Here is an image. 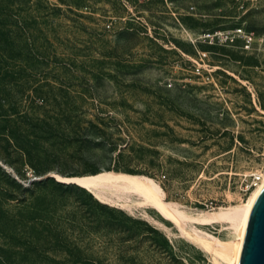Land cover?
Here are the masks:
<instances>
[{
    "label": "rangeland",
    "instance_id": "obj_1",
    "mask_svg": "<svg viewBox=\"0 0 264 264\" xmlns=\"http://www.w3.org/2000/svg\"><path fill=\"white\" fill-rule=\"evenodd\" d=\"M77 1L34 13L46 60L10 88L61 121L20 141L30 159L0 138V181L111 172L156 182L189 214L245 202L264 174V0ZM107 196L94 197L157 229L168 253L95 237L76 264H225L137 196ZM192 226L233 238L228 224Z\"/></svg>",
    "mask_w": 264,
    "mask_h": 264
},
{
    "label": "trees",
    "instance_id": "obj_2",
    "mask_svg": "<svg viewBox=\"0 0 264 264\" xmlns=\"http://www.w3.org/2000/svg\"><path fill=\"white\" fill-rule=\"evenodd\" d=\"M82 2L78 0L77 6ZM47 8V0H0V138L12 142L28 159L33 156L32 150L20 145V141L37 131L47 132L61 121L37 117L43 108L42 99L38 101L42 107L31 100L27 108L21 109L19 92L10 88L25 69L46 60L35 43L36 33L45 29L40 28L34 13ZM52 8L54 12L61 11ZM3 178L0 264L87 262L86 247L95 237H105L123 250L130 246L138 249L148 241L151 247L168 253L169 243L157 229L100 203L76 184L47 178L25 187L9 174L5 173ZM71 191L79 192L73 202L67 196Z\"/></svg>",
    "mask_w": 264,
    "mask_h": 264
},
{
    "label": "bare ground",
    "instance_id": "obj_3",
    "mask_svg": "<svg viewBox=\"0 0 264 264\" xmlns=\"http://www.w3.org/2000/svg\"><path fill=\"white\" fill-rule=\"evenodd\" d=\"M57 180L76 183L86 188L102 202H106L105 200L108 199L107 194L121 199L122 197L137 196L140 202L155 208L165 219L177 225L182 233L190 235L196 240L197 244L199 243L205 250L215 254L225 264H238L249 211L264 189L263 174L262 180L260 176L261 182L252 189L245 202L235 206L218 207L212 212H199V214L195 212V214H189L182 210L178 203L168 201L165 198L164 191L158 184L145 177H128L111 172H101L94 175L73 178L58 176ZM210 223L228 224L234 230L232 234L233 238L230 241H220L213 235L200 231L195 226H192L195 224ZM188 224H191L190 229H188ZM218 264L220 263L218 262Z\"/></svg>",
    "mask_w": 264,
    "mask_h": 264
},
{
    "label": "water",
    "instance_id": "obj_4",
    "mask_svg": "<svg viewBox=\"0 0 264 264\" xmlns=\"http://www.w3.org/2000/svg\"><path fill=\"white\" fill-rule=\"evenodd\" d=\"M47 178H54V176L47 174L35 177L32 181H40ZM59 182L65 183L63 181ZM238 264H264V189L249 211Z\"/></svg>",
    "mask_w": 264,
    "mask_h": 264
},
{
    "label": "built area",
    "instance_id": "obj_5",
    "mask_svg": "<svg viewBox=\"0 0 264 264\" xmlns=\"http://www.w3.org/2000/svg\"><path fill=\"white\" fill-rule=\"evenodd\" d=\"M253 180L254 181L247 187L246 191L255 187V185L260 181V175H254ZM210 206L212 207V203H210Z\"/></svg>",
    "mask_w": 264,
    "mask_h": 264
}]
</instances>
